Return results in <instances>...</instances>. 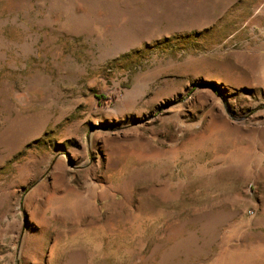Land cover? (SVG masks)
<instances>
[{"label":"rangeland","instance_id":"1","mask_svg":"<svg viewBox=\"0 0 264 264\" xmlns=\"http://www.w3.org/2000/svg\"><path fill=\"white\" fill-rule=\"evenodd\" d=\"M0 264H264V0H0Z\"/></svg>","mask_w":264,"mask_h":264}]
</instances>
